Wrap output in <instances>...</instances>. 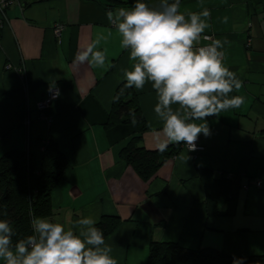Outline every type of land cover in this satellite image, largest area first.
<instances>
[{
  "label": "crops",
  "instance_id": "0c3cea01",
  "mask_svg": "<svg viewBox=\"0 0 264 264\" xmlns=\"http://www.w3.org/2000/svg\"><path fill=\"white\" fill-rule=\"evenodd\" d=\"M109 3L19 0L0 13V157L12 149L27 152L37 177L41 139L51 136L68 168L43 218L71 227L86 216L97 223L117 217V228L105 237L117 264H147L152 242L264 255V0H180L185 14L210 12L197 46L207 43L205 35L229 42L224 64L242 81L229 96H242L244 103L206 117L210 135L198 137L204 151L194 158L179 143L178 153L148 181L121 156L138 125L109 123L116 90L126 82L122 70L132 62L106 11L130 9L133 0ZM55 25H62L59 35ZM99 35L107 37L97 46L106 50L105 67L74 63ZM53 81L59 96L41 112L37 103ZM131 90L147 126L140 145L156 150L157 135L163 138L156 92L150 82Z\"/></svg>",
  "mask_w": 264,
  "mask_h": 264
},
{
  "label": "clouds",
  "instance_id": "9594fccd",
  "mask_svg": "<svg viewBox=\"0 0 264 264\" xmlns=\"http://www.w3.org/2000/svg\"><path fill=\"white\" fill-rule=\"evenodd\" d=\"M106 17L132 62L130 69L122 70L124 86L140 91L150 82L156 92L154 112L163 122V138L157 135L160 152L182 142L188 151H195L200 134L210 135L206 117L219 116L244 103L242 96H229L242 87L237 74L224 64L223 48L229 42L211 39L197 46L210 27L206 8L185 14L180 11V0H159L156 6H149L146 0H133L130 9H108ZM106 38L99 35L86 49L78 51L74 63L104 68L106 50L97 46ZM49 91L53 99L58 98L55 81ZM173 105L178 107L174 109ZM130 115L135 124V114ZM0 217H8L3 203ZM29 224L31 234L21 237L10 219L0 218L2 264H117L111 245L106 244L92 216L79 218L66 227L53 219L32 215ZM233 264H244V258L234 257Z\"/></svg>",
  "mask_w": 264,
  "mask_h": 264
},
{
  "label": "trees",
  "instance_id": "16d2710c",
  "mask_svg": "<svg viewBox=\"0 0 264 264\" xmlns=\"http://www.w3.org/2000/svg\"><path fill=\"white\" fill-rule=\"evenodd\" d=\"M108 1L111 2L108 6L114 7L116 0ZM124 85L122 83L116 90L109 123L130 124L133 120L130 112L135 114L138 131L122 148L121 156L148 181L167 158L178 153L181 146L169 145L160 152L140 145L147 126L135 93ZM41 140L43 154L37 177L27 152L12 149L0 157V203L5 204L8 211V217L0 218L10 219L21 237L31 234L29 221L32 215L46 217L51 214V192L64 179L68 168L65 155L53 138L48 136ZM118 223L117 217L104 216L97 226L107 237ZM234 257H243L244 264H264V255H227L215 248L190 249L175 242H152L147 264H233Z\"/></svg>",
  "mask_w": 264,
  "mask_h": 264
},
{
  "label": "built area",
  "instance_id": "2783aa9c",
  "mask_svg": "<svg viewBox=\"0 0 264 264\" xmlns=\"http://www.w3.org/2000/svg\"><path fill=\"white\" fill-rule=\"evenodd\" d=\"M13 2H19V0H0V13H2L3 16H5V10L7 7H9ZM3 23L2 20H0V28L2 27ZM62 29V25H55L54 26V33L55 35H59ZM205 37H209L210 39H205ZM204 39L207 41L206 44L211 42L212 37L210 35H205ZM205 44V45H206ZM203 46V45H202ZM56 99V98H55ZM52 93H49L46 97L41 99L37 103V108L39 111L43 112L53 101ZM184 148L188 151L187 146L184 144ZM205 149V147L200 143L199 138L197 139V149L195 151H189L194 158L197 157V154L199 152H202ZM256 186H260V182L256 183Z\"/></svg>",
  "mask_w": 264,
  "mask_h": 264
}]
</instances>
